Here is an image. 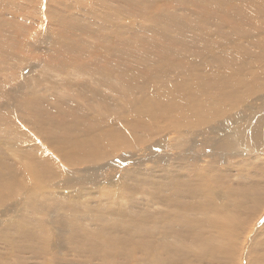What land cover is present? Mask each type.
Masks as SVG:
<instances>
[{"label":"bare ground","instance_id":"obj_1","mask_svg":"<svg viewBox=\"0 0 264 264\" xmlns=\"http://www.w3.org/2000/svg\"><path fill=\"white\" fill-rule=\"evenodd\" d=\"M77 263L264 264V0H0V264Z\"/></svg>","mask_w":264,"mask_h":264},{"label":"rangeland","instance_id":"obj_2","mask_svg":"<svg viewBox=\"0 0 264 264\" xmlns=\"http://www.w3.org/2000/svg\"><path fill=\"white\" fill-rule=\"evenodd\" d=\"M261 222H262V219H261ZM261 222H259V223H261ZM258 227V225L256 226V225H254L253 227H252V230H250V236H251V234L254 232V230H256V228ZM77 264H80V263H77ZM83 264V263H82ZM90 264V263H89ZM93 264V263H92ZM96 264V263H95Z\"/></svg>","mask_w":264,"mask_h":264}]
</instances>
